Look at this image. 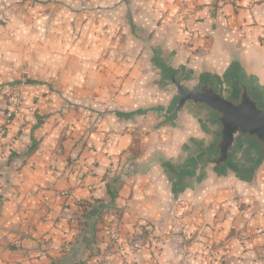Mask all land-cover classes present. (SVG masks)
Returning <instances> with one entry per match:
<instances>
[{
  "label": "crops",
  "instance_id": "1",
  "mask_svg": "<svg viewBox=\"0 0 264 264\" xmlns=\"http://www.w3.org/2000/svg\"><path fill=\"white\" fill-rule=\"evenodd\" d=\"M134 38L190 87L242 76L264 102V0H0V264H264V160L240 142L188 176L217 128L163 117L174 89Z\"/></svg>",
  "mask_w": 264,
  "mask_h": 264
},
{
  "label": "water",
  "instance_id": "2",
  "mask_svg": "<svg viewBox=\"0 0 264 264\" xmlns=\"http://www.w3.org/2000/svg\"><path fill=\"white\" fill-rule=\"evenodd\" d=\"M156 50V47L152 49L153 59L160 63L168 85L176 91L171 108L163 117L171 123L177 122L179 115L191 106L205 112L217 128L214 143L187 160L186 174L192 177L198 169L209 167H213L218 174L232 170L235 167L234 153L240 142L252 149L255 162L263 161L264 102L244 78L237 77L235 90L228 96L206 77L190 87L170 65L158 60Z\"/></svg>",
  "mask_w": 264,
  "mask_h": 264
},
{
  "label": "rangeland",
  "instance_id": "3",
  "mask_svg": "<svg viewBox=\"0 0 264 264\" xmlns=\"http://www.w3.org/2000/svg\"><path fill=\"white\" fill-rule=\"evenodd\" d=\"M228 1L230 3H232L231 0H228ZM233 4L235 5V3H233ZM187 9H189V8L187 7ZM182 13L183 14L180 16L182 20L191 19L192 16H193V11L192 10L184 11ZM78 14L81 15V12H78ZM78 14H77V16H78V18H80V16ZM80 20H82V19L80 18ZM80 20H78V23L73 27V30H72V28H70V31H74V33H73V40H74L73 45L74 46L76 45L75 42L77 41V39L79 38V36L81 34V32L79 30V27H80V24H81L82 21H80ZM85 22L83 21V23H85ZM134 41H135V45H136V50L137 51H141V55H143V61L147 65H148V63L154 62L152 57H149V56L152 54V49H154L155 47L157 48L158 45L152 43L153 41H151L150 39H148L146 42H141L140 40L134 38ZM112 45L113 44H111V46ZM78 47H80V45H78ZM45 49H46V51H49V48H45ZM100 66H101V64H100ZM153 66H155V63H154ZM158 78H159V75L156 74V79H154V81H153L154 84L157 83ZM26 82H27V80H25V79L22 80V83H26ZM170 88H172V87H170ZM172 89H174V88H172ZM173 91H174V96H175V92H176L175 89ZM111 229L117 231V229H115V228H111ZM259 234L260 235H264V229L261 232H259ZM117 235H118V231H117ZM107 236H108V234H107ZM150 237H151V241H153V242L156 241V239H155V237L153 235H151ZM108 238H109V242L111 243V239H110L109 236H108Z\"/></svg>",
  "mask_w": 264,
  "mask_h": 264
},
{
  "label": "built area",
  "instance_id": "4",
  "mask_svg": "<svg viewBox=\"0 0 264 264\" xmlns=\"http://www.w3.org/2000/svg\"><path fill=\"white\" fill-rule=\"evenodd\" d=\"M240 0H231L232 3L237 4ZM22 108V98L19 94L15 93L11 96L9 106L4 114L6 123L10 122ZM6 125L0 127V144H2L6 135ZM108 236L111 239V246L118 247V235L116 230H108ZM83 264H98L97 262H84Z\"/></svg>",
  "mask_w": 264,
  "mask_h": 264
}]
</instances>
